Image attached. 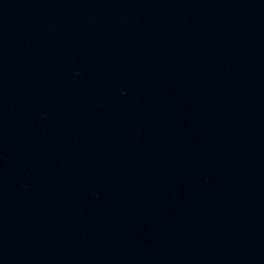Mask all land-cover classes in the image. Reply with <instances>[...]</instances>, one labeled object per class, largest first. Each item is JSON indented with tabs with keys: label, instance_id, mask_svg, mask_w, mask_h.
I'll use <instances>...</instances> for the list:
<instances>
[{
	"label": "water",
	"instance_id": "obj_1",
	"mask_svg": "<svg viewBox=\"0 0 264 264\" xmlns=\"http://www.w3.org/2000/svg\"><path fill=\"white\" fill-rule=\"evenodd\" d=\"M0 264H264V0H0Z\"/></svg>",
	"mask_w": 264,
	"mask_h": 264
}]
</instances>
